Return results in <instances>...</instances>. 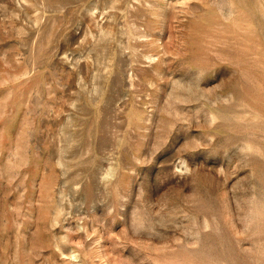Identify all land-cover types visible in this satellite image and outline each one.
<instances>
[{"label": "rangeland", "instance_id": "374dc122", "mask_svg": "<svg viewBox=\"0 0 264 264\" xmlns=\"http://www.w3.org/2000/svg\"><path fill=\"white\" fill-rule=\"evenodd\" d=\"M0 264H264V0H0Z\"/></svg>", "mask_w": 264, "mask_h": 264}]
</instances>
